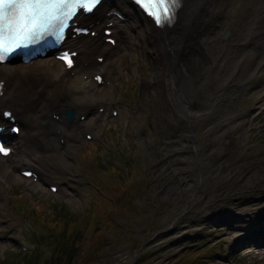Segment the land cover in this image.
I'll use <instances>...</instances> for the list:
<instances>
[{"label": "rangeland", "instance_id": "374dc122", "mask_svg": "<svg viewBox=\"0 0 264 264\" xmlns=\"http://www.w3.org/2000/svg\"><path fill=\"white\" fill-rule=\"evenodd\" d=\"M124 8L132 16L123 28L127 39L119 36L116 54L104 61V83L87 87L74 81L70 86L67 98L80 109H70L73 117L94 110L83 130L58 126L67 140L59 142L62 148L50 156L30 151L33 161L19 166L35 170L37 182L18 172L10 176L6 165L11 158L0 157V238L6 240L0 243V263L24 264L22 253H45L37 223L48 212L63 210L87 231L120 222L99 258L86 264H136L133 239L145 244L140 253H152L141 264H168L166 256L201 239L221 244V253L210 255L208 264H264V241L254 243L258 238L251 237L264 230V70L258 73L252 66L251 73H244L247 53L235 51L231 72L233 54L225 52V76L218 87L215 67L208 64L198 68L187 86L194 94H171L170 71L156 63V37L134 8ZM263 35L261 25L256 42H246L261 48ZM125 43L133 44L134 61ZM18 73L27 83L49 79L29 67ZM90 92L100 101H84ZM99 108L104 113L96 117ZM114 109L117 116L111 114ZM40 112L44 109L35 121L43 123ZM47 183L58 191L51 192Z\"/></svg>", "mask_w": 264, "mask_h": 264}, {"label": "bare ground", "instance_id": "6f19581e", "mask_svg": "<svg viewBox=\"0 0 264 264\" xmlns=\"http://www.w3.org/2000/svg\"><path fill=\"white\" fill-rule=\"evenodd\" d=\"M124 4L136 9L140 23L147 27L151 37L153 34L158 35V43L155 44L154 49L160 52V59L156 63H161L170 71L167 84L171 94L182 96L194 94V91L188 90L187 86L198 68L202 65L207 67L208 64L215 67L213 81L218 87L225 76L222 74L226 61L225 52L233 54L231 72H235V51L247 53L246 65L243 67L244 73H251L252 66L258 73L264 70V35L261 37L263 40L261 48L256 45L249 46L246 42L249 38L256 42L255 33L261 25L264 28V0H180L178 16L170 26L162 28L156 27L138 7H133L129 2ZM116 7V4L108 6L104 3L92 14L78 16L77 20L81 24H93L92 30L99 32V35L85 41L69 39L65 41V47H72L80 53L76 66L70 70L75 72L74 78L70 77V71L66 70L61 62L54 59L44 62L35 60L26 66L18 63L0 66V82H3V87L6 88L4 96L0 99V124H11L9 119L3 118V111H10L25 133L24 136L19 137L18 144L21 146L16 144L15 153L12 155L10 152L7 156L11 158L6 165L10 176H14L20 164L33 161L30 151L34 155L36 151H42L50 156L51 151L62 148L59 143V140L63 138L62 135L53 131L54 127L60 126L59 122L48 116L47 112L58 110L63 114L70 109L74 112L80 110L76 108L79 105L77 101L72 102L67 98L74 81L87 87L96 86L92 75L99 73L100 69L104 71L102 68H104L105 60L98 64L94 58L100 55L112 58L116 52L111 45L103 43L102 30L106 23L116 20L112 15H107L108 12L116 10ZM225 32H227L226 35ZM95 53L97 55L92 57ZM81 61L86 62L87 65L85 66ZM125 62L128 63L126 60ZM28 67L48 76V82L27 83V80L18 72ZM83 75L88 76L87 80L82 79ZM64 78H67L68 83L63 81ZM106 90L110 91L111 87ZM48 97L50 99L47 102ZM82 99L86 102L100 101L99 95L94 92L86 93ZM41 109H44V112H40L43 113L41 117L45 118L43 123L35 121ZM87 111L89 114L92 110ZM182 111L186 116L193 115L189 108H183ZM263 111L264 108L261 112ZM89 120L88 118H85L83 122L76 118L69 122L64 120L61 126L70 131L83 130ZM41 134L44 136L43 139L39 138ZM2 166L5 167L4 164Z\"/></svg>", "mask_w": 264, "mask_h": 264}, {"label": "snow or ice", "instance_id": "6c2138e0", "mask_svg": "<svg viewBox=\"0 0 264 264\" xmlns=\"http://www.w3.org/2000/svg\"><path fill=\"white\" fill-rule=\"evenodd\" d=\"M101 0H0V62H4L18 49L27 47L38 35L54 29L57 38L62 37L70 21L80 12L90 14ZM133 2L158 26L170 24L175 18L179 0H133ZM9 15L15 18L8 20ZM10 33V35H9ZM39 34H42L39 33ZM65 53L61 59L70 67L71 56ZM10 117V113H3ZM5 152L0 146V153Z\"/></svg>", "mask_w": 264, "mask_h": 264}, {"label": "trees", "instance_id": "16d2710c", "mask_svg": "<svg viewBox=\"0 0 264 264\" xmlns=\"http://www.w3.org/2000/svg\"><path fill=\"white\" fill-rule=\"evenodd\" d=\"M123 203L127 206L126 201ZM42 221L47 253L42 256L36 250L23 253L21 260H24L26 264H86L99 258L98 252L104 250L106 240L108 243L112 241L111 227H119L115 220V225L111 224L103 229L94 226L87 231L86 226L78 224L73 215L64 213L63 210L56 214L50 211ZM141 244L142 242L137 239L132 241L134 250L139 249ZM206 245L205 240L187 243L183 250L167 256L165 260L169 264H203L211 247V245L205 247ZM151 257L152 253H139L136 264L144 263Z\"/></svg>", "mask_w": 264, "mask_h": 264}, {"label": "water", "instance_id": "95a60500", "mask_svg": "<svg viewBox=\"0 0 264 264\" xmlns=\"http://www.w3.org/2000/svg\"><path fill=\"white\" fill-rule=\"evenodd\" d=\"M68 117H71V116H68Z\"/></svg>", "mask_w": 264, "mask_h": 264}]
</instances>
